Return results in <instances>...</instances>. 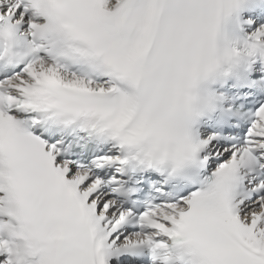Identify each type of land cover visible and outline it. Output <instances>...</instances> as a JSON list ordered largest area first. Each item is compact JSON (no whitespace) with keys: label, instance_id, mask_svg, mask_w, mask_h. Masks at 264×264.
Listing matches in <instances>:
<instances>
[{"label":"snow or ice","instance_id":"1","mask_svg":"<svg viewBox=\"0 0 264 264\" xmlns=\"http://www.w3.org/2000/svg\"><path fill=\"white\" fill-rule=\"evenodd\" d=\"M0 264H264V0H0Z\"/></svg>","mask_w":264,"mask_h":264}]
</instances>
